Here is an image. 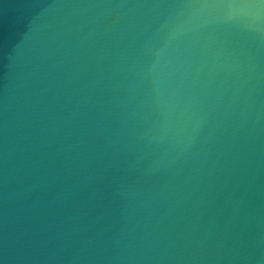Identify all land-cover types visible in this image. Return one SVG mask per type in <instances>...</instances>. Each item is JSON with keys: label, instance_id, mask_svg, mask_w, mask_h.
<instances>
[{"label": "water", "instance_id": "obj_1", "mask_svg": "<svg viewBox=\"0 0 264 264\" xmlns=\"http://www.w3.org/2000/svg\"><path fill=\"white\" fill-rule=\"evenodd\" d=\"M0 264H264V0H0Z\"/></svg>", "mask_w": 264, "mask_h": 264}]
</instances>
